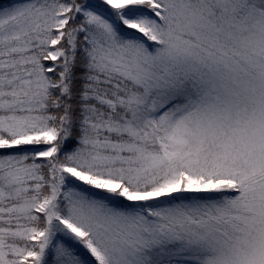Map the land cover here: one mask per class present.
<instances>
[{
    "label": "snow or ice",
    "instance_id": "6c2138e0",
    "mask_svg": "<svg viewBox=\"0 0 264 264\" xmlns=\"http://www.w3.org/2000/svg\"><path fill=\"white\" fill-rule=\"evenodd\" d=\"M0 264H264V0H0Z\"/></svg>",
    "mask_w": 264,
    "mask_h": 264
}]
</instances>
